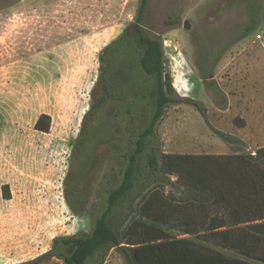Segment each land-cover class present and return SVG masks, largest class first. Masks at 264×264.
Here are the masks:
<instances>
[{
  "label": "rangeland",
  "instance_id": "obj_1",
  "mask_svg": "<svg viewBox=\"0 0 264 264\" xmlns=\"http://www.w3.org/2000/svg\"><path fill=\"white\" fill-rule=\"evenodd\" d=\"M139 5L0 0V264L33 260L50 251L56 237L90 234L106 208L107 191L120 184L126 166L120 156L130 150L125 128L139 131L152 114L154 94L128 123L116 102L86 120L98 142L83 169L74 151L85 115L100 100V94L92 96L99 57L135 22ZM142 26L163 42L173 96L200 101L207 110L209 125L189 105L169 106L156 131L163 152L249 155L263 148L264 0H149ZM207 70L213 81L202 80ZM42 114L51 117L49 133L35 130ZM214 130L244 144L230 147ZM160 191L172 204L183 198L177 186ZM164 228L174 238H195ZM105 264L127 263L112 249Z\"/></svg>",
  "mask_w": 264,
  "mask_h": 264
},
{
  "label": "trees",
  "instance_id": "obj_2",
  "mask_svg": "<svg viewBox=\"0 0 264 264\" xmlns=\"http://www.w3.org/2000/svg\"><path fill=\"white\" fill-rule=\"evenodd\" d=\"M148 3L140 0L135 22L100 55L101 73L92 90V96L100 94V100L85 115L75 144V163L83 169L98 142L96 132L86 128V120L98 116L111 102L125 109L127 120L154 94L152 114L143 118L139 131L128 124L125 128L130 150L120 156L126 163L122 180L107 191L106 208L90 234L56 237L50 251L20 264H46L54 259L63 264H105L112 249L127 264L264 263V147L249 155L163 152L156 131L169 106L189 105L209 122L200 101L173 96L163 42L148 36L142 26ZM256 13L255 9L250 13L253 23ZM253 29L248 26L245 36ZM213 79L209 70L202 75L204 81ZM235 123L246 126L243 120ZM50 128L51 117L42 114L35 130L49 133ZM214 133L230 147L244 144L220 130ZM169 185L181 190L183 198L177 204L160 191ZM5 189L9 191L8 186ZM9 196L5 194L6 199ZM67 199L71 205L70 196ZM167 226L195 238H174Z\"/></svg>",
  "mask_w": 264,
  "mask_h": 264
},
{
  "label": "crops",
  "instance_id": "obj_3",
  "mask_svg": "<svg viewBox=\"0 0 264 264\" xmlns=\"http://www.w3.org/2000/svg\"><path fill=\"white\" fill-rule=\"evenodd\" d=\"M36 122H37V121H36ZM36 122H35V123H36Z\"/></svg>",
  "mask_w": 264,
  "mask_h": 264
}]
</instances>
